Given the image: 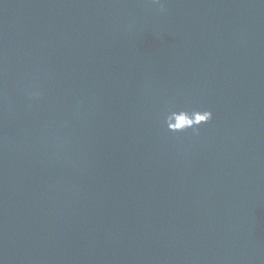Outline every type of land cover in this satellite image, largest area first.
I'll return each mask as SVG.
<instances>
[{"label": "water", "instance_id": "water-1", "mask_svg": "<svg viewBox=\"0 0 264 264\" xmlns=\"http://www.w3.org/2000/svg\"><path fill=\"white\" fill-rule=\"evenodd\" d=\"M162 2L0 0V264H264V0Z\"/></svg>", "mask_w": 264, "mask_h": 264}, {"label": "clouds", "instance_id": "clouds-1", "mask_svg": "<svg viewBox=\"0 0 264 264\" xmlns=\"http://www.w3.org/2000/svg\"><path fill=\"white\" fill-rule=\"evenodd\" d=\"M153 5L159 7L162 11L164 9V3L162 0H151ZM25 95L29 100H39L42 96V91L34 86H26L24 88ZM180 115L179 120L176 119L177 115ZM213 119V111L208 108H179L169 106L164 110L163 122L166 128L173 133H183L187 130H191L193 134H198L200 126L207 124Z\"/></svg>", "mask_w": 264, "mask_h": 264}]
</instances>
